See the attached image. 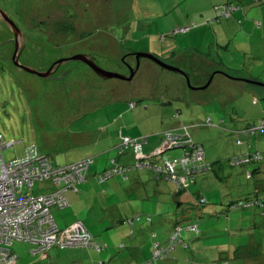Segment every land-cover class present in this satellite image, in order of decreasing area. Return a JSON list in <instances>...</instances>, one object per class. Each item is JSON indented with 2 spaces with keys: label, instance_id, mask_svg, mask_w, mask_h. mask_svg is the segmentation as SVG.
I'll list each match as a JSON object with an SVG mask.
<instances>
[{
  "label": "rangeland",
  "instance_id": "374dc122",
  "mask_svg": "<svg viewBox=\"0 0 264 264\" xmlns=\"http://www.w3.org/2000/svg\"><path fill=\"white\" fill-rule=\"evenodd\" d=\"M215 1L218 0H0V8L30 39L27 50L35 55L30 63L40 72L53 61L88 54L101 68L127 75L128 66L135 65L133 54L148 53L166 62L172 50L192 47L210 57L221 56L230 68L249 70L260 77L258 82L264 83V0H247L245 14L237 9L219 22L215 21ZM8 36L4 28L0 30V159L3 156L10 162L24 156L28 147L36 146L54 165L75 163L85 156L88 147L74 144V136L86 132L99 138L106 126L117 125L125 117L136 123V134L145 133L132 139H156L163 123L197 125L191 133L204 147L206 163L213 165L212 171L196 177L192 187L195 196L184 211H178L176 204H168L175 199L174 186L155 177L164 186L162 202L152 193L150 198L132 202H124L121 196L119 206L150 208L149 212L138 210L139 214H132L142 216L132 227L122 218L111 219L101 196L91 200L81 211L80 221L96 240L107 243L106 252L56 247L36 256L30 253L29 244L14 243L17 264H137L142 257L141 247L145 257L149 256L154 242L167 244L178 224L199 226V234H182L189 247L187 254L195 257L183 260L188 264H264V214L255 208H230L231 203H247V198H255L256 194L264 198V171L251 178L247 174L259 166L264 168V160L249 166L232 164L234 157L248 151L264 155V132L251 137L236 133L248 125L261 124L264 95L251 91L253 86L256 90L263 87L248 83L250 86H243L249 91L237 87L229 91L214 83L207 90L191 92L184 87L187 82L182 75L148 59L141 60L145 69L141 68L132 82L105 80L78 61L62 66L66 70L62 78L41 79L14 67ZM191 85L196 88L193 81ZM169 101L175 108L166 109ZM131 102L137 105L132 110ZM208 116L214 125L205 127ZM237 141L243 144L238 146ZM3 144L13 145L4 149ZM149 144L144 145L145 153ZM184 150L171 149L163 156L183 158ZM50 185L37 182L32 190L25 188L19 196L43 193ZM197 196L207 198L204 207L199 206ZM160 204L162 212L158 215L156 207ZM58 225L60 229L67 228L59 222ZM184 244L176 249L185 250ZM173 254L174 251L170 257Z\"/></svg>",
  "mask_w": 264,
  "mask_h": 264
},
{
  "label": "built area",
  "instance_id": "2783aa9c",
  "mask_svg": "<svg viewBox=\"0 0 264 264\" xmlns=\"http://www.w3.org/2000/svg\"><path fill=\"white\" fill-rule=\"evenodd\" d=\"M237 8L227 5L216 8L215 21L229 18ZM136 103L131 102L130 108H135ZM211 126V119L205 123ZM258 132H264V120L258 127L236 132L238 135L254 136ZM162 153L168 149L184 148L183 158L169 159L164 157L161 162L145 158L144 145L147 139H132L129 136H121L120 143L116 147L119 157L129 152L135 158L130 164H119L112 159L110 167L98 176L104 183L115 176L127 178L129 172L145 170L153 173L156 180L167 181L174 185V194H179L189 185L196 182V176L212 171L205 163V151L202 147L194 145L188 127L179 130H167L162 133ZM0 142L2 139L0 137ZM237 141V145H242ZM13 144H8L6 149ZM159 152V153H160ZM263 160L261 153H251L237 156L232 159V164L254 165ZM93 158H86L68 165H54L47 156H42L36 146L26 149L25 155L6 162L4 157L0 159V264H16L18 255L13 251L14 243H26L32 248L30 253L37 255L60 249H87L95 252H103L106 244L98 242L88 231L83 222H74L69 227L60 229L53 209L64 210L69 206L68 193L78 192V186L87 181ZM248 178L252 173H247ZM37 182H50L53 190L49 193L37 195L26 194L19 196L25 189L32 190ZM206 203V198L200 200ZM240 207L264 209V199H254L247 203L240 202L230 206L231 210ZM140 217L128 220L131 226ZM183 232L199 233L198 224L175 227L166 245L159 242L154 244L152 258L144 264L165 259L178 245L183 244ZM99 264H104L100 262Z\"/></svg>",
  "mask_w": 264,
  "mask_h": 264
},
{
  "label": "crops",
  "instance_id": "0c3cea01",
  "mask_svg": "<svg viewBox=\"0 0 264 264\" xmlns=\"http://www.w3.org/2000/svg\"><path fill=\"white\" fill-rule=\"evenodd\" d=\"M249 2L247 0H218L215 1L214 8L223 7L227 5H233L237 9H240L244 14L246 11L243 10V8L248 7ZM236 9V10H237ZM235 10V11H236ZM235 13V12H234ZM233 13V14H234ZM239 18L237 17L238 20H240V15L241 13L239 12ZM261 16L263 17L264 21V13L262 12ZM263 25V23H261ZM247 29V24L245 25ZM246 33V32H244ZM247 36V34H245ZM244 36V37H245ZM226 42V41H225ZM230 42V38L227 39V43ZM247 42V41H246ZM231 45V44H230ZM229 47V46H228ZM226 47V48H228ZM221 50L218 52L220 53ZM221 54V53H220ZM228 54V53H227ZM134 56V55H133ZM257 58V57H256ZM166 62L173 64L175 66H178L179 68L183 69L185 72H187L190 75V80L194 82L193 89L185 84L184 87H186L189 91H199L201 90L200 88L203 87L204 85L207 84V82L212 78L210 85L206 88V90L211 87L214 83L217 84L219 88H225L227 87L228 90H232L233 88H238L241 89L242 91H249L248 87L243 86V84H247V86H250L247 82L241 80V79H247L250 81H261L260 77L258 78L254 73L249 72V70H238L235 68H230L224 63L222 57L220 56L219 58L215 57H210L208 55H205L204 53L193 49L192 47H188L184 50H172L170 56L165 57ZM214 75V76H213ZM232 78H229V77ZM185 79V78H184ZM186 81V79H185ZM254 84H251L253 86ZM259 88L262 86L255 85ZM184 88H182L183 90ZM264 89V87L262 88ZM205 90V89H202ZM251 92H256V94H263L264 95V90H256L253 86V91ZM259 100L255 99L254 102L257 104ZM171 101L167 102V105L169 107H166V109H173L175 106L170 103ZM137 106V105H136ZM174 106V107H173ZM134 109V108H133ZM165 109V108H164ZM132 110V108H131ZM134 114V113H133ZM181 112L179 110L178 116H180ZM211 116H208V119H211L212 124L213 120L210 118ZM125 117H122L118 121L117 125H111L109 124L104 128L102 131V134L99 138H95L93 135H88L86 132L82 134H77L74 136L73 142L74 144H83L88 147V152L85 154V156L79 161L86 159V158H92L94 159L93 164L90 166L89 173H88V178L87 181L80 184L78 186V192H69L68 193V200H69V206L64 209V210H59L57 208L53 209V213L56 219V222L60 224L66 225L67 227L70 224H73L74 222H82L80 221L82 210L85 209L88 204L90 203L91 200L96 199V197L101 196L104 200V204L107 206L106 211L110 212V218L116 220H119V218L123 219V223L126 224V220L133 218L136 215H132L134 213H137L138 210H141L143 212H149L150 208L149 207H144V206H126L122 207L119 206V199L122 196L124 198V202H132L136 201L137 199L140 198H150L151 193L158 197V201L162 202V198H165V194L161 192V188H163V184L160 182H156L154 180L153 173L145 170H135L132 172H129L127 175V178L124 179L123 176H115L114 178L108 180L107 182L101 183L98 179L99 174H101L104 170L108 169L111 165L110 162L112 159H115L118 161L119 164H130L135 161L134 156L132 155V152H129L128 155H125L124 157H119L117 153V145L119 144V136H130L133 138H139L140 136H144L145 133L142 135L136 134L134 131L137 128L136 123L132 122L131 118L124 119ZM207 119V120H208ZM206 120V121H207ZM259 120H264L263 117H261ZM224 122V120L218 122V125H221V123ZM119 125V126H118ZM214 125V124H213ZM190 126V127H189ZM205 126V125H204ZM251 126V125H248ZM253 126V125H252ZM182 127H188L190 131V135L192 137V140L196 143L191 130L197 127V125H186L182 122H172L168 123L167 126H165V123L162 125V132H159L160 134L157 136L156 139L154 138H146L147 141L150 143L149 146H147L146 153H145V158L153 161H161L164 158V154L171 149L166 150V152L162 153L161 148H162V133L167 131V130H179ZM199 127V126H198ZM205 127H210V126H205ZM218 127V126H216ZM239 131V130H237ZM258 133H263V132H258ZM106 141H104V140ZM104 142V143H103ZM251 148V146H249ZM177 149V148H173ZM160 152V153H159ZM185 152V150H184ZM169 158V157H167ZM207 158V156L205 157ZM170 159V158H169ZM206 160V159H205ZM78 162V161H77ZM262 163V162H261ZM249 166V165H247ZM264 171V168L262 166H259L255 168L252 171V176L256 174H260ZM248 172V171H247ZM203 174V173H202ZM200 175V174H199ZM198 176V175H197ZM196 176V177H197ZM164 181V180H161ZM167 182V181H165ZM169 183V182H167ZM195 182L192 185H189L185 190L180 192L179 194H174L175 199H171L168 204L172 206L173 204H176L178 211L185 210V207L188 206L190 207L191 205V200L195 196V192L193 191L192 187L196 184ZM172 184V183H170ZM173 185V184H172ZM174 186V185H173ZM53 190V187L50 185L49 187L47 186L43 191V193H49ZM99 191V192H98ZM102 192V193H100ZM203 197L197 196L195 199L198 201L199 206L204 207V205L207 204V198H206V203L201 204L200 200ZM168 199V198H167ZM132 204V203H131ZM130 207L133 208V211L130 212ZM258 209V208H255ZM260 210V209H258ZM262 211V210H260ZM156 212L159 215L161 211V204L156 207ZM139 214V213H137ZM145 215L144 213H141ZM262 214H264L262 212ZM140 217L142 220V216L138 215L134 218ZM127 218V219H126ZM151 219V216L148 217V219ZM140 220V221H141ZM151 222V221H150ZM178 224V223H177ZM129 225V224H128ZM135 223L132 225L134 226ZM179 225V224H178ZM59 226V225H58ZM130 226V225H129ZM131 226V227H132ZM177 226V225H176ZM89 231V230H88ZM131 234H133V231H131ZM95 238V237H94ZM96 239V238H95ZM107 245V243H104ZM182 246V245H180ZM108 245L107 248L108 249ZM121 248H124L122 245ZM177 248V247H176ZM175 248V249H176ZM105 249V252H106ZM149 249V248H148ZM174 249V254L173 256L164 259V260H159L157 262H154V264H188V262L191 258H195L192 253L187 254L186 249H179L175 250ZM140 252L142 253V257H140V261L137 262V264H141L146 262L151 258V254L153 251V247L149 249L150 253L149 256L145 257V252L140 248ZM50 252V251H48ZM103 253V252H101ZM172 254V253H171ZM37 254L36 256H38ZM169 258H173L174 260L170 262ZM139 260V259H138ZM186 262H184V261ZM112 261V260H110ZM109 261V262H110ZM104 264V261H102ZM111 263V262H110ZM113 263V262H112ZM111 263V264H112ZM98 264V263H97ZM130 264V263H128ZM134 264V263H133ZM136 264V263H135Z\"/></svg>",
  "mask_w": 264,
  "mask_h": 264
},
{
  "label": "water",
  "instance_id": "95a60500",
  "mask_svg": "<svg viewBox=\"0 0 264 264\" xmlns=\"http://www.w3.org/2000/svg\"><path fill=\"white\" fill-rule=\"evenodd\" d=\"M0 18L7 24V26L10 28V30L12 31L13 35L16 38L15 52L13 55V62L15 64V66L19 67L20 69H22L23 71H25L29 74L36 75L41 79H50L55 74L56 70L59 67H61L62 65H64L65 63L71 62V61H78V62H82V63L86 64L87 66H89L96 75H98L100 78H103L105 80L118 79V80H122V81H126V82H131L139 70L140 61L142 59H148V60L152 61L153 63H155L156 65H158L159 67H161L162 69H165V70L171 71L173 73H177V74L182 75L186 79L187 85L189 87H192L190 75L187 72L183 71L178 66L170 64L168 62H165V61L157 58L156 56L148 54V53H136V54H134V56L137 60V66L134 69L130 67V69H129L130 74L128 76L122 75V74H119L116 72L108 71V70L101 68L97 64L96 60L91 55H88V54H76V55H73L69 58L59 59L48 70L40 72L32 66H25V65H21L19 63V56L21 54L20 45H21V41L23 38V32H22V30L19 29V27L16 25V23L9 17V15L1 8H0ZM211 80H212V78L207 82L206 85H204L200 89H206L210 85ZM243 81L250 83V84H254V85L264 87V83H261V82L250 81V80H245V79H243Z\"/></svg>",
  "mask_w": 264,
  "mask_h": 264
},
{
  "label": "flooded vegetation",
  "instance_id": "af4514ba",
  "mask_svg": "<svg viewBox=\"0 0 264 264\" xmlns=\"http://www.w3.org/2000/svg\"><path fill=\"white\" fill-rule=\"evenodd\" d=\"M2 9V8H1ZM7 13V12H6ZM5 29L6 31H7V33L9 34V36H8V42H9V45H11L12 47H13V54H12V58H11V61H12V63H14L13 62V55H14V52H15V45H16V38H15V36L13 35V33H12V31L10 30V28L7 26V24L0 18V30L2 31V29ZM30 43V39H28V37L23 33V38H22V41H21V45H20V48H21V54H20V56H19V63L21 64V65H25V66H32L31 65V63H30V60L32 59V61H33V59H34V57H35V55H34V52H33V56L31 55V53L32 52H30V51H28L27 50V44H29ZM63 59V58H62ZM133 59H134V62H135V65L134 66H130L131 68H136V66H137V60H136V58H135V56L133 57ZM58 61V60H57ZM55 63V61H53L52 63H51V65L50 66H47L46 68H45V70H48L53 64ZM125 64V63H124ZM14 65V67L16 68V69H18V70H20V71H23L22 69H20L19 67H17V66H15V64H13ZM143 64H141V61H140V67H139V70H138V72H137V74L139 73V71L141 70V68L143 67L142 66ZM63 66V65H62ZM59 67L57 70H56V72H55V74L52 76L53 78H57V77H60V78H62V77H64V75L66 74V70H64L63 69V67ZM130 67L128 66V68L130 69ZM143 70L145 69V68H142ZM44 70V71H45ZM25 72V71H24ZM130 74V70H129V73L127 74V76ZM136 74V75H137ZM136 77V76H135ZM134 77V78H135ZM134 80V79H133ZM132 80V81H133ZM131 81V82H132Z\"/></svg>",
  "mask_w": 264,
  "mask_h": 264
},
{
  "label": "trees",
  "instance_id": "16d2710c",
  "mask_svg": "<svg viewBox=\"0 0 264 264\" xmlns=\"http://www.w3.org/2000/svg\"><path fill=\"white\" fill-rule=\"evenodd\" d=\"M133 55H134V54H133ZM183 79H184V78H183ZM184 81H185V79H184ZM261 121H262V120H261ZM205 123H206V122H205ZM211 123H212V121H211ZM204 125H205V124H204ZM205 126H206V125H205ZM211 126H213V124H212ZM250 127H252V126H248V127H246L245 129H248V128H250ZM245 129H243V130H245ZM236 132H238V131H236ZM255 135H256V134H255ZM255 135H254V136H255ZM249 137H251V136H249ZM191 138H192V137H191ZM193 142H194V141H193ZM119 143H120V142H119ZM194 145H195V146H198V147H202V148L204 149V147H203L202 145L197 144V143H195V142H194ZM117 146H118V145H117ZM238 146H239V145H238ZM204 151H205V149H204ZM251 153H255V152L248 151L247 154H251ZM262 155H263V154H262ZM205 157H206V153H205ZM236 157H237V156H236ZM92 158H93V157H92ZM263 160H264V155H263ZM263 160H262V162H263ZM205 163H206V161H205ZM260 163H261V162H260ZM260 163H259V164H260ZM206 164H207V163H206ZM207 165H209V166H210V169L213 170V165H210V164H207ZM104 171H105V170H104ZM104 171H103V172H104ZM103 172H102V173H103ZM209 172H210V171H209ZM102 173H101V174H102ZM247 173H248V172H247ZM99 175H100V174H99ZM252 175H253V174H252ZM252 177H253V176H252ZM106 182H107V181H106ZM247 199H248L247 201L249 202V201H252V200H254V199H264V198H260V197L258 196V194H256L255 198H247ZM233 204H234V203H231L230 206H232ZM240 208L249 209V208H247V207H240ZM251 208H253V207H251ZM234 210H236V209H234ZM231 211H232V210H231ZM262 212L264 213V209H262ZM131 219H133V218H131ZM131 219H128V220H131ZM128 220H126L125 223L128 224ZM140 220H141V219H140ZM140 220H139V221H140ZM148 220L151 221L150 218H149ZM135 222H136V221H135ZM135 222H134V223H135ZM129 225H130V224H129ZM130 226H131V225H130ZM178 226H181V225H177V226H175V227H178ZM199 233H200V232H199ZM199 233H198V234H199ZM91 235H92V234H91ZM92 236H93V235H92ZM93 237H94V236H93ZM154 237L157 238V235H154ZM97 241H98V240H97ZM98 242H100V241H98ZM156 242H159V241H156ZM156 242H154V244H155ZM159 243H160V242H159ZM154 244H153V250H154ZM183 244H184V242H183ZM183 244H180V245H183ZM162 245H163V244H162ZM165 245H166V244H165ZM180 245H178V246H180ZM178 246H177V247H178ZM183 247H184V249H189V247H188L187 244H184ZM31 248H32V247H30V249H31ZM173 251H174V250H173ZM173 251H172V252H173ZM152 252H153V251H152ZM172 252H171V253H172ZM100 253H101V252H100ZM171 253H170V254H171ZM170 254H169V255H170ZM169 255H168V256H169ZM168 256H167L166 258H168ZM151 258H152V254H151ZM151 258H150V259H151ZM166 258H165V259H166ZM150 259H149V260H150ZM149 260H147V261H149ZM161 260H164V259H161ZM147 261H146V262H147ZM158 261H159V260H158ZM156 262H157V261H156ZM99 263H100V262H98V264H99ZM144 263H145V262H144ZM144 263H141V264H144ZM16 264H17V263H16Z\"/></svg>",
  "mask_w": 264,
  "mask_h": 264
}]
</instances>
